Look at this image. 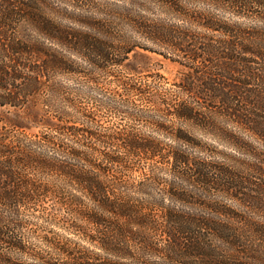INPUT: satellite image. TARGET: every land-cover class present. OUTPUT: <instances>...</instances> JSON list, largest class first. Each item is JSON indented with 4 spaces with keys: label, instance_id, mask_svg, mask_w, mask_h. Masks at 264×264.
<instances>
[{
    "label": "trees",
    "instance_id": "1",
    "mask_svg": "<svg viewBox=\"0 0 264 264\" xmlns=\"http://www.w3.org/2000/svg\"><path fill=\"white\" fill-rule=\"evenodd\" d=\"M65 1L0 0V264H149L144 256L150 253L173 261L205 256L213 264H248L246 250L226 256L206 246V230L245 246L235 227L167 208L163 199L136 198L125 177L150 160L170 163L184 180L191 181V170L197 183L240 202L246 211L237 217L264 246V222L253 217H264L263 152L218 128L258 159L250 169L259 177L221 168L214 176L210 168L218 167L180 147L167 151L134 130L102 129L96 110L167 130L135 101L107 96L99 82L113 76L127 95L146 96L150 83L139 77L148 75L126 64L143 49L186 67L180 86L205 99L206 108L222 104L220 112L203 113L184 102L176 117L210 128L220 114L264 144V42L257 41L263 30L245 22L255 9L264 11V0H131L101 17L70 12ZM200 3L208 8L195 7ZM214 34L220 39L209 37ZM70 78L84 81L69 86ZM253 81L262 83L260 89H247ZM173 135L199 145L183 132ZM159 180L154 174L151 182H139L138 193L150 195ZM170 196L193 198L177 188ZM50 199L70 215L66 225L47 218Z\"/></svg>",
    "mask_w": 264,
    "mask_h": 264
},
{
    "label": "rangeland",
    "instance_id": "2",
    "mask_svg": "<svg viewBox=\"0 0 264 264\" xmlns=\"http://www.w3.org/2000/svg\"><path fill=\"white\" fill-rule=\"evenodd\" d=\"M137 1L139 2L140 0ZM129 2H131V0H66L64 5L67 6L70 12H89L95 17H101L99 12L115 8L118 5L129 4ZM197 6L199 8H208L207 4L202 3L197 4L195 7ZM245 22L248 27H253L255 29L261 28V30H263V35L260 37L261 39H257V41L264 42V11L261 9H255L254 15H251L249 19L245 20ZM209 37L220 39L218 34ZM257 61L260 62V59L257 58ZM126 64H128V67L130 66V68L135 70V72L148 75L145 77H139L142 82H145L148 79V82L150 83L147 95L141 97L133 94L127 95V92H124L116 85V83H114L115 77L100 76L99 82L104 88L105 93L109 97L116 95L118 98H122L124 96V98L135 101L136 109L144 110L147 114L152 116L154 120L165 125L167 130H163L148 120H133L132 117L130 118L126 113H110L104 109L96 110V118L99 121V124H101L102 129L134 130L145 137L161 141L167 151L180 147L201 162L208 163L213 167H218L217 169L210 168V172L211 174H214V176H216L215 174H218V169L221 168L241 173L243 176L250 174L259 177L250 169V166H252L254 162L256 163L258 159H256L249 151L240 148L235 141H232L227 136L223 135L218 128H223L231 132L242 142L251 144L254 148L253 150L261 151L263 152L262 154H264V144L250 131L243 128L240 124L227 121L222 116H219L220 114H217L213 119V123L216 126H211L210 128L199 126L194 121L184 120L174 115L176 108L184 102H191L196 108H198V110H202L201 112L203 113L209 112L211 109L216 112H220L221 110L220 106L222 104L219 105L218 103L211 102L210 104L214 107L206 108L208 102L205 99L196 98L194 94L183 90L180 85L182 83L181 78H183L185 72H188L186 67L178 62L167 59L162 55L143 49H137L133 52ZM160 75L163 77L160 78ZM81 81L84 80L76 79V81H74L70 78L65 80V83L72 86L75 82ZM261 84L262 83L259 81H253L252 85H249L247 89L251 91L258 90L260 89ZM231 85L239 86L236 82H232ZM162 98L167 100L168 104L163 105L160 102ZM239 100L243 101L244 98L241 97ZM82 101H84L81 103L83 107L90 110L95 109L91 103H87L86 100ZM12 116H14V114H12ZM180 132L187 134L191 140L199 145L192 146L183 144L173 135ZM261 161V163H264V158L261 159ZM136 166H138L135 168L136 170L128 172L125 177V182L132 185L131 189H129L130 192L134 194L136 198L163 199L165 200L167 208H174L179 212H187L202 217L204 216L217 221L221 225L235 227L234 229H236L237 232L239 231L240 234H244L243 242H245V246L243 245L242 247H239L237 245H229L222 239L214 237L210 230H206L204 233L206 234V246L208 251L213 249L218 251L224 250L227 256L228 253H242L241 251L246 250L243 254V258H247L249 262L248 264H264V246L261 245L258 239L255 240L256 238L252 234L246 233L244 221L237 217V215H242L246 210L235 197L225 194L218 189L197 183V181H194L197 180V177L191 170V181L177 178V176L173 175V168L170 163H162L159 160H150L148 162L138 163ZM183 170L185 171L184 168L182 171ZM154 174L159 176V183L151 187L149 191L150 195L139 194L137 191L139 182H151ZM172 188H177L179 191L190 193L193 198L189 201L176 200L170 196ZM210 205H213V207ZM217 208L224 211L218 212ZM47 209V218L53 220V222L66 225L68 221H71L70 215L67 214L63 208H60L55 200L50 199L48 201ZM227 212H229L230 215H228ZM154 214H158V212H154ZM253 217L256 222H264V217L261 215ZM156 237H158L159 240L161 238L159 235ZM144 258L149 264H213L210 258L205 256L173 261L164 254L150 253L146 254ZM240 262H244V259H240Z\"/></svg>",
    "mask_w": 264,
    "mask_h": 264
}]
</instances>
